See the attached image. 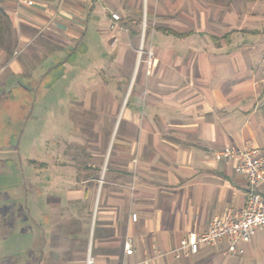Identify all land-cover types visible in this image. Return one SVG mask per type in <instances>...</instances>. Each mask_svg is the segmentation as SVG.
<instances>
[{
    "label": "crops",
    "instance_id": "1",
    "mask_svg": "<svg viewBox=\"0 0 264 264\" xmlns=\"http://www.w3.org/2000/svg\"><path fill=\"white\" fill-rule=\"evenodd\" d=\"M139 3L35 0L28 8L0 0L17 38L10 76L30 77L41 61L47 73L59 68L57 80L74 93L68 112L53 118L72 125L84 122L70 115L74 97L94 93L85 121L102 146L91 192L81 179L68 187L61 145L47 161L29 159L23 187L0 190V264H84L88 250L95 264L226 263L223 250L207 246L173 250L244 204L246 182L222 150L264 149V17L226 0H145L148 33L140 38ZM140 43L151 53L149 73L135 54ZM35 44L33 66L24 68L18 55ZM126 238L132 248L124 254Z\"/></svg>",
    "mask_w": 264,
    "mask_h": 264
},
{
    "label": "rangeland",
    "instance_id": "2",
    "mask_svg": "<svg viewBox=\"0 0 264 264\" xmlns=\"http://www.w3.org/2000/svg\"><path fill=\"white\" fill-rule=\"evenodd\" d=\"M144 2L145 0H140L139 3L143 10L137 25L140 38L147 35L149 25V20L144 15L148 13L149 3L145 7ZM226 3L243 6L247 12H254L252 16L256 18L264 17L262 12L264 0H226ZM152 15V20L154 17L161 16L153 13ZM168 16L170 14H166V17ZM16 39V34L5 17L0 14V83L8 78L4 84H0V144L5 152L0 160L1 193L6 195L10 184L23 187L22 183L26 181L27 171L34 165L29 159L35 155L37 160L47 161V155L53 154L59 145L66 147L65 178L68 187L74 189L78 185L81 186L79 183L81 179L82 186L91 192L94 186V149L102 148L101 145L94 144V123L85 121L88 117L94 116V93L90 99L92 104L90 108L84 107L90 102L88 98L86 99V93L82 92L83 94L74 97L76 99L73 101L74 107L69 112L78 122L83 118L82 124L72 125L62 119L58 122L53 116L59 117L68 112L67 98L73 95V89L67 80H57L59 68L47 73L45 69L47 64L44 61L39 63L30 77L23 74L10 76L9 64L14 51L18 48ZM37 47L38 44L29 45L18 55L25 56L20 61L24 68L33 66L32 58L36 55L34 51ZM135 49L137 58H141L142 65L145 64L149 49L141 43ZM27 52L30 53V57ZM75 56L76 53L70 57V62L75 59ZM105 129V125L100 126V134L105 132ZM35 169L42 176L38 164ZM224 260H226L225 264H264V231L259 230L252 237L246 244L243 254L224 255L219 263Z\"/></svg>",
    "mask_w": 264,
    "mask_h": 264
},
{
    "label": "built area",
    "instance_id": "3",
    "mask_svg": "<svg viewBox=\"0 0 264 264\" xmlns=\"http://www.w3.org/2000/svg\"><path fill=\"white\" fill-rule=\"evenodd\" d=\"M100 1V0H98ZM28 8L33 7L35 0H16ZM113 22L119 20L116 13L109 12ZM116 24V23H115ZM114 27V24L111 25ZM151 53L145 60L146 73H149ZM222 152L228 160L234 162V172L246 182L245 201L240 208L230 209L220 216H214L201 230H192L183 236L173 251H183L195 254L200 247L207 246L214 249L222 248L227 255H241L245 246L259 231H264V149L245 146L243 148L225 147ZM132 221H136V214H131ZM132 243L130 238L123 242L124 254L130 253ZM84 264H95L91 252L88 250Z\"/></svg>",
    "mask_w": 264,
    "mask_h": 264
},
{
    "label": "trees",
    "instance_id": "4",
    "mask_svg": "<svg viewBox=\"0 0 264 264\" xmlns=\"http://www.w3.org/2000/svg\"><path fill=\"white\" fill-rule=\"evenodd\" d=\"M170 33H172V34H174V35H178V36H184V35H187V33L185 34V33H180V34H178V33H175V32H170ZM223 37H225V35L223 36ZM262 114H263V117H264V106H262Z\"/></svg>",
    "mask_w": 264,
    "mask_h": 264
}]
</instances>
